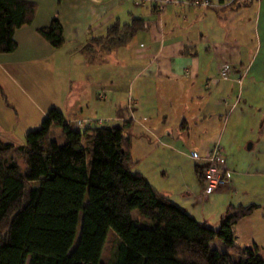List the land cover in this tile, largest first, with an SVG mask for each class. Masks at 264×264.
<instances>
[{
    "label": "trees",
    "instance_id": "1",
    "mask_svg": "<svg viewBox=\"0 0 264 264\" xmlns=\"http://www.w3.org/2000/svg\"><path fill=\"white\" fill-rule=\"evenodd\" d=\"M209 1L204 7H213ZM251 1L232 0L228 6ZM35 11L31 1L0 0V53L16 48L15 30L30 24ZM148 23L138 17L116 21L90 41L117 46ZM37 32L56 48L63 44L56 17ZM217 77L229 79L228 73ZM127 124L91 123L78 130L51 107L23 144L0 140V264H101L110 230L115 238L109 264H264L257 244L241 246L234 233L235 224L258 205L229 204L216 228L195 219L132 170ZM53 126L60 127L63 143L53 137ZM194 172L203 184L202 166L196 164ZM215 238L227 251L211 247Z\"/></svg>",
    "mask_w": 264,
    "mask_h": 264
},
{
    "label": "crops",
    "instance_id": "2",
    "mask_svg": "<svg viewBox=\"0 0 264 264\" xmlns=\"http://www.w3.org/2000/svg\"><path fill=\"white\" fill-rule=\"evenodd\" d=\"M26 1L36 4L34 18L30 24L15 30L16 48L12 52L0 53V97L6 103L0 106V130L4 134L12 136L19 132L22 135L29 131L22 128L26 116L19 117L23 107L20 99L16 98L19 92L25 91L20 84L23 75L29 80L35 77L38 82L37 76L43 67L53 65L55 59L63 58V55L69 58L73 72L78 69L81 73L78 78L74 75L69 78V91L78 90L76 100L69 105H73L72 108L66 109V114L58 108L66 121L91 117L115 122L107 126L128 122L125 132L131 138V151L134 140L148 153L154 148L146 139L169 140L168 145L172 148L180 139L185 143L196 140L191 141L192 147L186 153L189 157L192 151L203 155L217 141L205 144L202 140L219 138L223 125H228L233 132L242 127V115L221 122L225 108L230 110L236 106L234 101H230L234 98L235 89L228 83L229 79L217 77L218 68L225 60L234 62L236 42L227 41L226 37L221 41V38L211 36L213 29L219 31L229 27L230 17L237 13L233 11L240 8H230L228 5L232 0H211L213 7L210 8L190 5L186 0H169L160 12L154 9L157 0L142 4L131 0ZM54 17L61 23L64 37L63 44L57 48L37 32ZM133 17L149 23L125 43L108 47L90 41L104 36L116 21L126 23ZM114 65L120 66L121 75L113 84L109 73L111 69L114 71ZM126 75H129L128 80L124 79ZM238 75L242 76L241 73ZM102 89L105 97L98 98L97 93ZM106 92L112 93L109 100H106ZM129 99L134 100L130 106L127 104ZM11 109L15 111V118ZM223 152L227 165L234 170V163L224 149ZM134 160L138 163L140 158ZM140 172L146 177L144 172ZM154 180L161 185L156 177ZM229 184L221 186L228 187ZM199 185L203 189V184ZM163 186L162 189L154 187L170 199V191ZM194 196L201 198L204 195L201 191V195ZM179 200L187 203L183 194L179 195Z\"/></svg>",
    "mask_w": 264,
    "mask_h": 264
},
{
    "label": "rangeland",
    "instance_id": "3",
    "mask_svg": "<svg viewBox=\"0 0 264 264\" xmlns=\"http://www.w3.org/2000/svg\"><path fill=\"white\" fill-rule=\"evenodd\" d=\"M234 12L237 13L230 17L229 27L227 29L220 28L219 31L213 29L211 36L221 38L219 39L221 41H223L222 37H226L227 41L234 40L236 42L233 47L235 50L234 62L225 60L222 63L228 73V83L235 89L234 98H230V101H234L236 106L230 110L225 108L226 113H222L221 122L231 120L236 115H242L244 123L236 132L228 128V125H223V134L221 133L219 138L202 140L205 144L217 141L226 151L227 157L234 163V170L231 167L234 172L231 183L228 187L219 186L201 198L192 197L194 194L201 195L202 191L194 172V164L201 165L202 161L194 160L186 154L192 147L191 141L196 140H188L185 143L179 139L176 140V143L173 144L174 148H172L168 145L169 140L146 139V142L149 141L152 144L151 147L154 148L148 153L145 152L148 151L146 148L144 149L139 142L134 140L131 154L133 159L140 158V160L132 170L144 172L152 183L151 185L155 187L162 189L164 185L163 189L170 191L172 195L170 200L174 204L182 208L185 207L184 209L192 217L205 221L212 228L218 227L220 215L224 212L227 203H257L259 206L252 213L237 222L234 226V233L237 243L241 246H251L256 243L260 256L264 258V0H252L249 4L241 5ZM222 22L225 24L223 20ZM64 49L65 47L61 49L63 53ZM63 56L58 60L55 59L53 65L43 67L41 74L36 75L38 82L35 77L29 80L28 76L23 75L24 78L20 84L25 91L20 89L22 91L17 94L16 98L20 99L23 107L19 117L26 116L22 121H26L22 124L24 131L39 127L46 112L52 106L63 109L62 112L65 114L66 109L72 108L73 105L70 107L69 105L76 100L78 90L69 91V78L74 76L78 78L81 73L78 69L73 72V69L70 68L69 58ZM114 66V71L112 72L111 69L109 73L113 84L121 75L120 66ZM236 69L240 72L235 71ZM239 73L242 76L238 75ZM31 76L32 74L30 78ZM126 78H129V75L124 76V79L128 80ZM125 80L124 83H126ZM24 92L25 94H23ZM99 94L102 96L100 98L105 97L103 89L97 93V97ZM106 94L108 96L106 100H109L112 93L106 92ZM133 102V99H129L128 106ZM221 102L222 99H220ZM1 105L4 106L6 103L0 97ZM10 111L14 116L15 111L13 109ZM240 111L243 113L240 114ZM108 120V118L79 117L68 123L73 128L83 130L90 123L106 125L115 123L113 120ZM78 123L81 126L77 125ZM52 131L55 140L63 143L65 139L61 134L60 127L53 126ZM24 133L21 135L19 132H15L12 136H8L0 130V139L14 144H23ZM133 139L135 138L133 137ZM154 177L161 182V185L154 180ZM180 194L186 197V204L179 200ZM186 207H189L188 210ZM133 216L136 217V212L133 213ZM79 231L80 224L77 226L72 247L78 240ZM114 238L115 235L110 230L101 254V264H109ZM211 247L220 252L227 251L219 238H215L211 242Z\"/></svg>",
    "mask_w": 264,
    "mask_h": 264
},
{
    "label": "built area",
    "instance_id": "4",
    "mask_svg": "<svg viewBox=\"0 0 264 264\" xmlns=\"http://www.w3.org/2000/svg\"><path fill=\"white\" fill-rule=\"evenodd\" d=\"M135 3L144 2L145 0H133ZM157 10L160 11L163 8V4L169 0H157ZM193 5L201 4L203 6L209 5V0H191ZM219 74L222 78L227 77V70L225 66H220L218 68ZM102 97L101 94L98 98ZM82 122V121H81ZM81 122H79L81 124ZM77 125H80V124ZM83 123V122H82ZM91 124V123H90ZM81 126V125H80ZM190 157L195 160L202 161V172H203V195L211 193L216 188L223 184H229L231 181L232 170L227 165V160L223 152V148L218 142L213 144L203 155H200L196 151L190 153Z\"/></svg>",
    "mask_w": 264,
    "mask_h": 264
}]
</instances>
